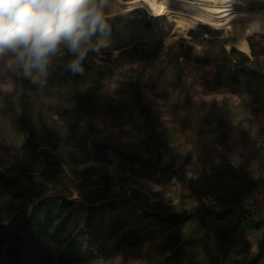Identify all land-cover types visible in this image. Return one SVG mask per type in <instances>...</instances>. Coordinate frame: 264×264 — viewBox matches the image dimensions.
Instances as JSON below:
<instances>
[{"label":"rangeland","instance_id":"1","mask_svg":"<svg viewBox=\"0 0 264 264\" xmlns=\"http://www.w3.org/2000/svg\"><path fill=\"white\" fill-rule=\"evenodd\" d=\"M175 7L199 18L182 4L165 11L171 17L152 14L143 2L122 4L111 18L164 16L160 41L119 48L107 42L88 54L83 75L56 61L42 86L12 77L10 90L0 91V219L13 195L30 202L51 191L124 198L163 212L243 207L264 215V89L220 85L223 62L215 60L234 49L233 64L264 72V33H249L243 51L233 45L231 27L208 22L210 34L198 32L201 22L177 29ZM82 139L169 166L184 180L156 182L102 163L87 156ZM233 219L212 222L198 252L206 264H243L255 254L256 233L225 230ZM173 233L75 264H158Z\"/></svg>","mask_w":264,"mask_h":264},{"label":"trees","instance_id":"2","mask_svg":"<svg viewBox=\"0 0 264 264\" xmlns=\"http://www.w3.org/2000/svg\"><path fill=\"white\" fill-rule=\"evenodd\" d=\"M174 14L176 28L181 30L201 22L198 32H214L206 21L197 18L189 8H179ZM184 11L182 12V10ZM171 17L170 11L165 12ZM123 15L110 18L109 32L97 33L95 43L106 39L115 48L134 40L156 44L165 34V17L155 15L144 20L124 19ZM192 28V27H190ZM193 34V31H189ZM218 60L223 70L220 85L239 89H264V72L244 65L233 64L231 53ZM220 58V57H219ZM219 64V63H218ZM84 152L102 163H115L119 169L150 178L168 181L182 175L166 165L110 143L82 139ZM19 194V193H18ZM21 194L15 197L21 198ZM233 208V207H232ZM234 218L226 231L242 229L256 233L255 254L243 264H264V215L253 216L243 207L215 210L209 208L163 212L140 208L124 198L92 199L74 196L69 192L51 191L47 194L14 202V195L0 219V264H75L106 257L114 252L141 246L161 234L173 232L158 264H206L200 252L210 234L213 221ZM218 249L222 250L220 246Z\"/></svg>","mask_w":264,"mask_h":264},{"label":"clouds","instance_id":"3","mask_svg":"<svg viewBox=\"0 0 264 264\" xmlns=\"http://www.w3.org/2000/svg\"><path fill=\"white\" fill-rule=\"evenodd\" d=\"M114 11L115 0H0V91L12 77L42 86L56 61L83 75L88 54L107 44L92 38L108 34Z\"/></svg>","mask_w":264,"mask_h":264},{"label":"bare ground","instance_id":"4","mask_svg":"<svg viewBox=\"0 0 264 264\" xmlns=\"http://www.w3.org/2000/svg\"><path fill=\"white\" fill-rule=\"evenodd\" d=\"M135 1L143 2L152 14L164 13L175 4L190 6L201 20L233 28V45L243 51L249 50V33H264V0H115V7Z\"/></svg>","mask_w":264,"mask_h":264}]
</instances>
